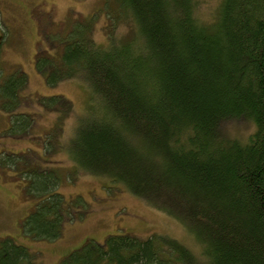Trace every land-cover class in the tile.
<instances>
[{"label": "trees", "instance_id": "obj_1", "mask_svg": "<svg viewBox=\"0 0 264 264\" xmlns=\"http://www.w3.org/2000/svg\"><path fill=\"white\" fill-rule=\"evenodd\" d=\"M201 3L119 0L107 15L112 23L127 16L134 27L127 35L108 28L99 45L91 17L68 30L56 54L36 58L48 85L77 79L88 88L65 143L76 169L166 211L194 239L191 247L165 233L118 232L86 264H264V0H219L209 15ZM26 83L20 69L0 73L10 134H26L34 121L19 110ZM38 103L59 118L72 111L61 94ZM228 122L251 128L241 139L227 132ZM4 155L0 166L25 162ZM25 170L27 191L38 198L22 231L54 239L72 216L58 176ZM4 241L0 264H35L26 246Z\"/></svg>", "mask_w": 264, "mask_h": 264}, {"label": "rangeland", "instance_id": "obj_2", "mask_svg": "<svg viewBox=\"0 0 264 264\" xmlns=\"http://www.w3.org/2000/svg\"><path fill=\"white\" fill-rule=\"evenodd\" d=\"M218 1L202 0L201 12L209 15ZM117 4L119 0H0V73L20 69L26 74L28 99L19 110H28L34 118L26 134H10L9 115L0 108V155L11 158L15 154L25 161L17 167L0 166V246L10 237L26 246L35 264H86L96 246L118 232L140 238L165 233L195 247L191 233L176 217L103 177L76 169L65 143L87 105L88 88L77 79L48 85L35 63L38 54H56L68 30L82 27L91 17L92 35L99 45L106 44L108 28L118 38L127 35L134 28L131 20L124 15L112 23V13L107 15ZM53 94L70 100L69 115L59 118L39 105L40 97ZM250 128L245 122L226 123L227 132L241 139ZM51 129L54 135L49 141ZM27 167L53 170L58 176V192L70 206L72 216L54 239L22 231L21 221L38 198L27 191L28 179L23 173Z\"/></svg>", "mask_w": 264, "mask_h": 264}]
</instances>
